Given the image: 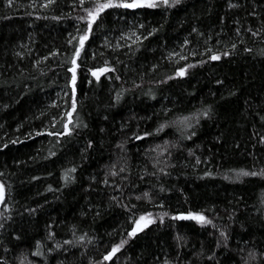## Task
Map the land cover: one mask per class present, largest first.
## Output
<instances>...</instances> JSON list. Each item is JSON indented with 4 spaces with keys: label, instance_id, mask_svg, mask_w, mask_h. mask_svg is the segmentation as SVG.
Here are the masks:
<instances>
[{
    "label": "trees",
    "instance_id": "trees-1",
    "mask_svg": "<svg viewBox=\"0 0 264 264\" xmlns=\"http://www.w3.org/2000/svg\"><path fill=\"white\" fill-rule=\"evenodd\" d=\"M105 2L0 0V264H264V0Z\"/></svg>",
    "mask_w": 264,
    "mask_h": 264
},
{
    "label": "snow or ice",
    "instance_id": "snow-or-ice-1",
    "mask_svg": "<svg viewBox=\"0 0 264 264\" xmlns=\"http://www.w3.org/2000/svg\"><path fill=\"white\" fill-rule=\"evenodd\" d=\"M172 2L173 3H178L179 0H172ZM162 3L165 4V5H168L169 4V0H162ZM144 6L156 7L157 6V2H156V0H133L132 3L113 4L111 2V0H108V2H105V3H98L94 10L88 11V16L91 18V21L89 22L88 29H89V31L91 30L92 23L95 22L96 18L100 14V12L104 11L106 8H110V7L134 8V7H144ZM87 38H88L87 35H84V36L80 37V48H78L76 50L75 56H74V58L72 60L73 67L70 69V71L72 72L73 92L75 90L74 86H75V81H76L77 58L79 57L80 50L83 48L84 41L87 40ZM212 59L216 60V59H219V57L218 56H213ZM106 71H109V69H100L99 73L103 74ZM180 74L182 75L183 71ZM93 75L96 76L97 79H99V74L97 72H93ZM73 109H75V102L73 103ZM73 171H74V169H73ZM244 174L247 175L248 173H244ZM2 197H3V189H2V186H0V199H2ZM175 218H179V219H196V220L202 221V222H210V221H207L206 218L203 215L194 216L192 214H189V216H187V217H175ZM140 219L142 221L145 218L141 217ZM137 230H142V229L139 228V222H137V228H134L133 232L130 233V235H134ZM118 250H119L118 247L114 248L112 254H114ZM105 259H110V256L105 257Z\"/></svg>",
    "mask_w": 264,
    "mask_h": 264
},
{
    "label": "rangeland",
    "instance_id": "rangeland-1",
    "mask_svg": "<svg viewBox=\"0 0 264 264\" xmlns=\"http://www.w3.org/2000/svg\"><path fill=\"white\" fill-rule=\"evenodd\" d=\"M93 72H97V71H93ZM93 72H92V76H94V75H93ZM97 73L100 74L99 72H97ZM94 77H96V76H94ZM192 215H194V214H192ZM187 216H189V215H183V216H181V217H187ZM194 216H197V215H194ZM193 220H196V219H193ZM196 221H198V220H196ZM137 222H139V228H140V229H143L144 227H146V226L149 224V222H151V220L144 219V220L141 221V219H139L138 221H136V223H135L133 229H134V228H137ZM145 225H146V226H145ZM139 231H141V230H137L136 233L139 232ZM112 253H113V252H112Z\"/></svg>",
    "mask_w": 264,
    "mask_h": 264
}]
</instances>
